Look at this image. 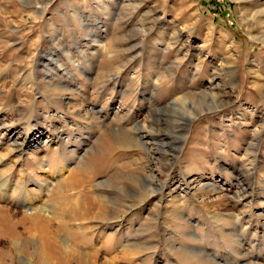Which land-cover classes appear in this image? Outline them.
<instances>
[{
    "label": "rangeland",
    "instance_id": "374dc122",
    "mask_svg": "<svg viewBox=\"0 0 264 264\" xmlns=\"http://www.w3.org/2000/svg\"><path fill=\"white\" fill-rule=\"evenodd\" d=\"M0 181V264H264V0H0Z\"/></svg>",
    "mask_w": 264,
    "mask_h": 264
},
{
    "label": "bare ground",
    "instance_id": "6f19581e",
    "mask_svg": "<svg viewBox=\"0 0 264 264\" xmlns=\"http://www.w3.org/2000/svg\"><path fill=\"white\" fill-rule=\"evenodd\" d=\"M15 142H16V140H15ZM0 185H1V181H0ZM15 189H16V188H15ZM6 191H7V189H6ZM1 210H2V209H1ZM3 216H4V215H3ZM3 216H2V217H3ZM4 218H5V217H4ZM49 244H50V243H49ZM49 246H50V245H49Z\"/></svg>",
    "mask_w": 264,
    "mask_h": 264
}]
</instances>
